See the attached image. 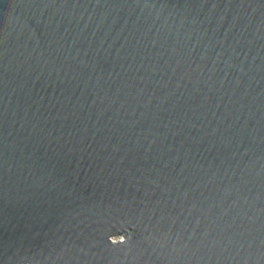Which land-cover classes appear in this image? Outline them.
<instances>
[{
	"label": "water",
	"instance_id": "1",
	"mask_svg": "<svg viewBox=\"0 0 264 264\" xmlns=\"http://www.w3.org/2000/svg\"><path fill=\"white\" fill-rule=\"evenodd\" d=\"M0 264H264V0H0Z\"/></svg>",
	"mask_w": 264,
	"mask_h": 264
},
{
	"label": "clouds",
	"instance_id": "2",
	"mask_svg": "<svg viewBox=\"0 0 264 264\" xmlns=\"http://www.w3.org/2000/svg\"><path fill=\"white\" fill-rule=\"evenodd\" d=\"M111 244H112V245H116V244H115V243H113V242H112Z\"/></svg>",
	"mask_w": 264,
	"mask_h": 264
}]
</instances>
